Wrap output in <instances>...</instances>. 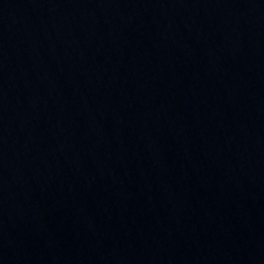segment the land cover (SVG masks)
<instances>
[{
	"label": "water",
	"instance_id": "95a60500",
	"mask_svg": "<svg viewBox=\"0 0 264 264\" xmlns=\"http://www.w3.org/2000/svg\"><path fill=\"white\" fill-rule=\"evenodd\" d=\"M0 264H264V0H0Z\"/></svg>",
	"mask_w": 264,
	"mask_h": 264
}]
</instances>
